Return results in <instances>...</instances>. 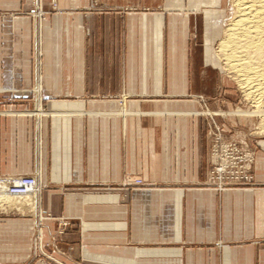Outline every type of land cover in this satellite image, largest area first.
Instances as JSON below:
<instances>
[{"label": "crops", "instance_id": "0c3cea01", "mask_svg": "<svg viewBox=\"0 0 264 264\" xmlns=\"http://www.w3.org/2000/svg\"><path fill=\"white\" fill-rule=\"evenodd\" d=\"M55 2L36 28L27 0H0V176L37 173L39 216L75 226L50 248L43 218L42 255L34 220L0 218V264H264V151L252 187L203 185L201 21L215 65L223 0Z\"/></svg>", "mask_w": 264, "mask_h": 264}, {"label": "rangeland", "instance_id": "374dc122", "mask_svg": "<svg viewBox=\"0 0 264 264\" xmlns=\"http://www.w3.org/2000/svg\"><path fill=\"white\" fill-rule=\"evenodd\" d=\"M31 12L28 15L35 20L36 28H39L40 23L45 20L48 12L43 8L44 0H27ZM51 11H56V2L55 0H49ZM218 10H221L220 15L216 16L223 21V33L221 40L215 45L212 46V51L215 52V55L219 54V43L224 40L225 36L224 30L228 27L227 25L233 20V0H223V3L220 4ZM39 20L41 22H39ZM225 27V28H224ZM197 31V30H195ZM194 30H191V33H195ZM204 29L202 27L201 21V74H200V86H201V110L197 111L201 116L205 126V136H206V149H207V168L206 175L203 182V185L216 192H222L224 189H242L250 188L254 185V160L257 153L264 151V127L261 123V119L255 106L251 104V99L244 96L243 90L235 82V76L230 73L225 67V62L221 61V64H205L203 62V53H204ZM197 36L198 43L200 42L199 35ZM193 46V45H192ZM199 46V44H198ZM40 54L39 47H36L34 53V67L38 71L40 65ZM220 63V62H219ZM38 80V77L35 78ZM38 94L30 93L29 101L31 102L30 108L23 110V112H32V116L39 117L41 114L38 110H35L38 106ZM42 109V108H41ZM44 112L48 113V110L42 109ZM34 111V113H33ZM36 117H30L33 121V131L34 138L38 137V121ZM35 144V140L33 141ZM229 148L230 151L223 152L224 148ZM215 155L213 156L214 152ZM226 153V154H223ZM246 155L251 156V160L247 164L249 167H244V161ZM243 161V162H242ZM244 163L243 165H241ZM226 164L225 168H220V165ZM231 164V165H230ZM220 168L222 171V177L218 176L216 178L222 179L221 184L225 185L222 188H219V181L215 178H212L216 170ZM37 174V173H36ZM217 174V173H216ZM221 174V173H220ZM218 175V174H217ZM26 176V175H25ZM4 177V176H0ZM236 177H239L235 179ZM239 180V181H238ZM235 181L236 183H233ZM237 181L239 183H237ZM1 186L7 188L4 182H0ZM122 187L119 188L121 191H128L131 188H144L146 184L140 179H130L121 183ZM45 186L36 188L31 195L34 197V208L31 209L30 205H24V199L22 197H17L16 201H11L8 203L9 209L12 208L11 214L8 216H0V218L8 217H20V218H31L34 220L35 225V235L33 237L32 247L35 252L41 253V240L38 237V232L44 229V223L50 219L56 220V230L54 233L49 234L50 242L48 246L53 248L57 245L59 248L65 244V237L68 232L75 226V223L69 221L68 219L64 220L62 218H53L50 214L43 212L41 205L40 210L43 213V217L39 216V207H38V193L41 194L45 190ZM118 190L117 187L110 188V191ZM23 196V195H22ZM21 200V201H18ZM1 204V203H0ZM41 204V201H40ZM2 206L0 205V208ZM42 217V220L39 219ZM45 218V222L43 221ZM58 219V220H57ZM53 235V236H52ZM53 245V246H52ZM43 255V254H42Z\"/></svg>", "mask_w": 264, "mask_h": 264}, {"label": "bare ground", "instance_id": "6f19581e", "mask_svg": "<svg viewBox=\"0 0 264 264\" xmlns=\"http://www.w3.org/2000/svg\"><path fill=\"white\" fill-rule=\"evenodd\" d=\"M233 12L234 18L224 30L225 39L219 43V54L215 55V52L212 51V58L216 64H221L222 60L225 62V67L235 76L234 80L243 90L244 96L248 97L249 100L251 99V104L255 106L264 127V0H233ZM228 151L230 149L227 147L223 149V152ZM215 153L216 151L213 156ZM243 161L245 164L242 163L241 165L244 164L245 168L249 167L247 163L252 161L251 156L246 155ZM225 166L226 164H222L220 168L224 169ZM220 168L216 172L219 177H222V169L220 170ZM217 174L215 173L212 178L214 176L216 178ZM26 177L33 182V185L29 186L21 181L22 178L26 179ZM37 177L36 173L30 176L0 177V182H4L7 186L5 190L0 184V205L2 206L0 216L11 214L12 208L9 209L8 203L17 202L15 196L22 197L20 199L25 200L24 205H30L31 209L34 208L33 199L36 196H32L31 193L37 187L40 188ZM237 178L239 177L235 179ZM216 179L221 186L222 181L220 180L222 179ZM238 181L237 183H239ZM232 182L236 183L235 181ZM12 189L20 191L13 193L11 192ZM39 219L42 220V217ZM41 234V231L37 234L40 240Z\"/></svg>", "mask_w": 264, "mask_h": 264}, {"label": "built area", "instance_id": "2783aa9c", "mask_svg": "<svg viewBox=\"0 0 264 264\" xmlns=\"http://www.w3.org/2000/svg\"><path fill=\"white\" fill-rule=\"evenodd\" d=\"M211 175H214V174H211ZM217 177H218V175H217ZM21 181L28 184L29 186L33 185V182L30 179H27V177H26V179L22 178ZM220 181H222V180H220ZM218 186H220V185H218ZM221 186L224 187L225 185L221 184ZM221 186L219 188H222ZM19 191L20 190H14V189L11 190V192H13V193L19 192Z\"/></svg>", "mask_w": 264, "mask_h": 264}]
</instances>
